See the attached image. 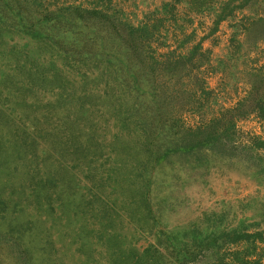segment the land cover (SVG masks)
<instances>
[{
  "label": "rangeland",
  "instance_id": "obj_1",
  "mask_svg": "<svg viewBox=\"0 0 264 264\" xmlns=\"http://www.w3.org/2000/svg\"><path fill=\"white\" fill-rule=\"evenodd\" d=\"M116 1L138 20L161 4ZM16 2L0 0V264H219L212 214L236 230L231 240L260 233L264 249V147L244 146L264 143V120L238 122L237 139L208 138L190 158L164 110L138 97L132 112L128 99L84 87L102 67L64 52L62 30L52 42L48 18L32 35L39 17ZM193 16L198 41L211 23ZM231 26L204 41L206 87L225 108L248 91L242 71L252 59L244 46L227 58L241 34Z\"/></svg>",
  "mask_w": 264,
  "mask_h": 264
},
{
  "label": "trees",
  "instance_id": "obj_2",
  "mask_svg": "<svg viewBox=\"0 0 264 264\" xmlns=\"http://www.w3.org/2000/svg\"><path fill=\"white\" fill-rule=\"evenodd\" d=\"M15 4V8L21 5L36 12L39 19L24 22L22 18L11 23L29 22L32 35L39 36V25L48 18L45 27L52 42L62 30L58 40L63 42L64 52H71L74 58H89L102 67L97 78H82L84 87L103 88L122 103L128 99L126 109L132 112H137V108L131 100L136 102L138 97L147 98L157 110H164L173 125L171 136L184 142L178 149L189 157L203 153L204 144L210 140L228 135L237 139L240 121L251 116L264 120V48L258 45L264 42V0H161L158 8L139 20L116 0H19ZM10 9L11 6L4 10L8 13ZM193 15L211 23L209 33L198 41L196 31L189 32ZM227 20L241 33L232 37L227 58L240 54L243 46L249 54L242 57L252 58L242 71L248 91L229 108L219 104L214 91L206 87L203 72L212 55L210 49L204 48V41ZM189 118H196V125H190ZM256 139L244 146L264 147ZM214 217L216 214L211 215L214 226L208 237L213 247L223 250L219 264H264V249L257 245L263 242L260 233H245L231 240L236 230ZM242 243H248L251 249L227 248Z\"/></svg>",
  "mask_w": 264,
  "mask_h": 264
}]
</instances>
